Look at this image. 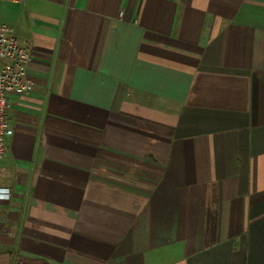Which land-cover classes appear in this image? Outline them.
<instances>
[{
  "label": "crops",
  "instance_id": "0c3cea01",
  "mask_svg": "<svg viewBox=\"0 0 264 264\" xmlns=\"http://www.w3.org/2000/svg\"><path fill=\"white\" fill-rule=\"evenodd\" d=\"M30 52L0 159V264H264V0H0Z\"/></svg>",
  "mask_w": 264,
  "mask_h": 264
},
{
  "label": "built area",
  "instance_id": "2783aa9c",
  "mask_svg": "<svg viewBox=\"0 0 264 264\" xmlns=\"http://www.w3.org/2000/svg\"><path fill=\"white\" fill-rule=\"evenodd\" d=\"M29 60V49L19 42L13 28L7 23L0 22V159L7 154L8 136L11 134L8 122L10 94L13 92L27 94L33 88L27 74ZM8 197V189L0 188V198Z\"/></svg>",
  "mask_w": 264,
  "mask_h": 264
}]
</instances>
